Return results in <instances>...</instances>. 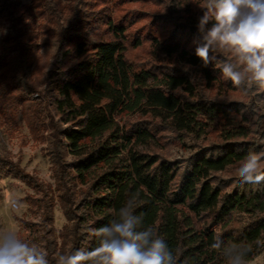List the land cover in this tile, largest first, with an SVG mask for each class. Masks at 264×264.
I'll list each match as a JSON object with an SVG mask.
<instances>
[{
  "label": "trees",
  "instance_id": "1",
  "mask_svg": "<svg viewBox=\"0 0 264 264\" xmlns=\"http://www.w3.org/2000/svg\"><path fill=\"white\" fill-rule=\"evenodd\" d=\"M203 2L0 0V170L34 191L24 200L38 220L17 218L19 234L50 264L98 246L87 229L132 197L141 229L154 227L178 264H227L217 236L249 244V262L264 250V182L236 172L264 151V88L235 87L220 53L203 67L193 43ZM21 120L45 145L53 183L14 160L7 141ZM188 140L195 156L170 158Z\"/></svg>",
  "mask_w": 264,
  "mask_h": 264
},
{
  "label": "clouds",
  "instance_id": "2",
  "mask_svg": "<svg viewBox=\"0 0 264 264\" xmlns=\"http://www.w3.org/2000/svg\"><path fill=\"white\" fill-rule=\"evenodd\" d=\"M198 5L204 14L193 43L203 67L213 64L220 53L225 56L220 72L235 87L245 92L253 86L264 88V0H204ZM190 68L186 65L183 70ZM255 127L259 129V123ZM236 172L244 184L264 182V151L250 150ZM6 203L15 212L23 207L18 198L6 199ZM137 206V198H130L116 218L87 229V234L99 241L98 246L57 253L55 264H178V250L174 254L154 227L141 229ZM211 247L223 254L227 264H250L251 247L246 242L217 236ZM0 264L50 262L47 250L27 242L14 228H0Z\"/></svg>",
  "mask_w": 264,
  "mask_h": 264
},
{
  "label": "rangeland",
  "instance_id": "3",
  "mask_svg": "<svg viewBox=\"0 0 264 264\" xmlns=\"http://www.w3.org/2000/svg\"><path fill=\"white\" fill-rule=\"evenodd\" d=\"M23 2H30V0H22ZM4 31L0 29V54H4L3 34ZM121 118V117H120ZM122 119V118H121ZM21 127L16 138L7 141L8 148L12 151L14 160H19L21 167L31 174L40 182L53 183L51 177V161L46 151L45 145L37 144L32 141L27 127L23 120L20 122ZM22 142L25 144L22 145ZM197 152L195 144L188 140L184 147L175 148L170 152V158L174 160L187 162L192 159ZM34 191L22 180L7 175L3 170H0V228H14L20 231V224L17 218H24L26 220L37 221L29 211V203L25 201L27 195L33 194ZM18 198L23 204L19 212H15L6 199ZM54 226L59 231L67 223V219L58 203L54 208ZM250 264H264V250H262Z\"/></svg>",
  "mask_w": 264,
  "mask_h": 264
}]
</instances>
